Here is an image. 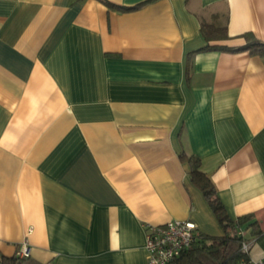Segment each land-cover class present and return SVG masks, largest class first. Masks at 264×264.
<instances>
[{
	"label": "crops",
	"instance_id": "obj_1",
	"mask_svg": "<svg viewBox=\"0 0 264 264\" xmlns=\"http://www.w3.org/2000/svg\"><path fill=\"white\" fill-rule=\"evenodd\" d=\"M106 1L0 0V254L147 264L149 224L221 235L195 156L264 257V0Z\"/></svg>",
	"mask_w": 264,
	"mask_h": 264
},
{
	"label": "trees",
	"instance_id": "obj_2",
	"mask_svg": "<svg viewBox=\"0 0 264 264\" xmlns=\"http://www.w3.org/2000/svg\"><path fill=\"white\" fill-rule=\"evenodd\" d=\"M102 1L107 5L109 4L106 0ZM248 46L249 48L253 47L252 51H260L258 47L264 45L251 43ZM184 157V155H180V158L183 159ZM185 158L190 165V179L202 189L222 228V234L210 236L199 233L196 241L170 264H242L248 262L250 258L248 252L242 250V244L250 243V239L243 235L242 230H246L248 227L254 229L255 225L258 226L257 222L252 221L251 215L231 219L219 200L211 179L201 171L199 159L195 156ZM24 259L26 258L5 257L0 254V264H21Z\"/></svg>",
	"mask_w": 264,
	"mask_h": 264
},
{
	"label": "built area",
	"instance_id": "obj_3",
	"mask_svg": "<svg viewBox=\"0 0 264 264\" xmlns=\"http://www.w3.org/2000/svg\"><path fill=\"white\" fill-rule=\"evenodd\" d=\"M196 224L191 220H170L162 225L146 226L145 249L147 264H170L198 238ZM250 243L242 244V250L248 252ZM31 247L22 243L16 248L14 256L20 259L28 258ZM242 264H264V257Z\"/></svg>",
	"mask_w": 264,
	"mask_h": 264
}]
</instances>
